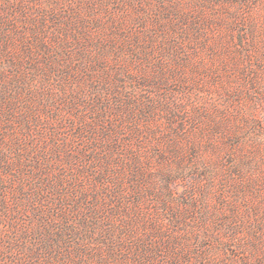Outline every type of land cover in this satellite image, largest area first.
<instances>
[{
  "label": "rangeland",
  "instance_id": "rangeland-1",
  "mask_svg": "<svg viewBox=\"0 0 264 264\" xmlns=\"http://www.w3.org/2000/svg\"><path fill=\"white\" fill-rule=\"evenodd\" d=\"M179 5L203 14L207 38L180 40L176 52L161 17ZM238 32L258 65L264 0H0V51L14 62L0 56V197L15 219L36 225L52 210L84 219L60 240L79 264H264V150L253 152L264 139V70L250 74L257 85L234 89L242 63L227 54ZM159 75L164 84L151 88ZM201 102L210 115L220 102L234 108L228 120L215 115L218 133L195 112ZM243 113L262 133L253 140ZM239 161L255 181L245 200L233 199L224 171Z\"/></svg>",
  "mask_w": 264,
  "mask_h": 264
},
{
  "label": "trees",
  "instance_id": "trees-1",
  "mask_svg": "<svg viewBox=\"0 0 264 264\" xmlns=\"http://www.w3.org/2000/svg\"><path fill=\"white\" fill-rule=\"evenodd\" d=\"M178 4L179 3H177V5ZM163 11L166 12L167 14L162 15L161 17L162 23L164 25L162 27L163 28L167 27L166 30L172 31V34L170 35L168 40L170 41V39L173 37L179 42V43H176V46H177L176 52L182 49V47H178L181 45L180 40L182 41L190 40L191 37H193L195 40H198L197 38L198 35H200L201 39L207 38L206 33H205L207 29L204 28V26L201 25L200 22H196L195 20L196 18L197 20H201L203 18V14H200L199 16H195V13L193 12H189L186 10L183 11V9L180 8V5L176 6V8L169 7V10H166V11L163 10ZM231 33H233L232 30H231ZM245 36H246L245 33L238 32L236 36H234L235 41H236L235 45H237L238 47L234 48L235 50L234 53L227 54V57L234 56L237 62L240 61L242 63L240 66V72H238L239 74L237 78V79H241V81L236 83L237 86L234 88L237 91L243 90V88L239 89V87H241V84H244V83L249 86H251V83L252 84L256 83L255 85H257L258 81L255 82V80L252 77H250V74L253 71L263 72L264 70V53H263L262 60L256 59V62H258L260 65L258 63H257L258 65H256L253 62H251V60L246 58L249 55V53H250L249 55L250 57L252 56L255 57V50L253 47V42H250V40L246 38ZM156 37L157 36H155V38ZM151 38L155 39L153 37ZM35 43L38 44L37 41H35ZM136 43H139V39H137ZM167 46H170V44H167ZM250 48L252 50H249ZM4 51L5 49H1L0 56H5L4 62L6 63L7 66L12 65L14 62L11 61L12 59L11 55H7L9 54L8 51L6 53ZM41 52H43L42 54H45V49H43ZM68 62L70 63V61ZM36 71L37 73H40V75H43L44 80L46 79V77L50 76L49 74L51 72V70H49V72H44L43 70L40 71L35 66H33L32 68L33 76L37 75ZM193 73L195 75H198V77H203V73H198L196 71H194ZM70 74L71 72H68V70H64V71L62 70L60 73H57L60 79L64 81V84L67 83L66 81L69 78ZM116 74H117V71L115 70V75ZM172 76L177 77V78L179 77L178 74H175ZM157 78H160V79L155 82H151L150 84L151 88L155 86L159 88L161 85L164 84L165 80L162 79L160 75ZM113 80H115L114 82L117 81L115 77ZM107 83H110V81H107ZM181 83H184V82H181ZM64 84L62 85L64 86ZM111 84L113 85V81ZM135 84L137 86L140 85V83H137V82H135ZM62 85H60V90H62V87H63ZM134 87L136 88V86ZM109 89H111V87L106 88V90H109ZM203 91L204 89L202 87H198V92H203ZM205 96H207V93H205ZM204 102L196 103L198 111H195V112L198 113V115L207 116L208 119L209 120L211 119V121L213 122L212 125L211 124L208 125V130L210 133L209 135H212L213 132L218 133L220 128L217 122L215 121L216 119L215 115L218 114L219 115L218 118L222 120H224L227 117V120H228V118H230L231 115H233L231 113H233L234 108H231V105L228 102H220L219 106L213 105V109L211 110V111H215V115H210L208 114L207 108L203 105ZM254 122L255 121L248 122L247 117L243 113V120L240 121L241 127L243 126V128L248 131L249 136L252 135V140L254 136H257L258 134H262L256 130L257 124L256 123L253 124ZM258 128L259 127H257V129ZM256 138H257V143H256V147L253 149V152H256L255 155H258L259 152H262V150H264V139H259V136ZM217 144H218V141H213V140H210L208 143V148L210 151H213L212 153L213 155L217 151V146H216ZM220 146L225 147L226 143L221 142ZM227 147L230 149H236L237 147H241L240 140L229 141L227 143ZM253 147L254 145L252 144V148ZM194 153H196L197 155L196 149L193 150V154ZM231 155L232 153L226 154L228 158ZM245 159H247L246 164L248 166V170L254 172L253 163L250 161L249 158H245ZM240 163L241 162L239 161L237 163L236 162L232 163L230 165L231 167L225 166L224 171L228 175V180L235 184V186L232 187V191H231V193L235 192L234 194H232L234 195L233 199H235L236 198L235 195H237V197L241 198V200L242 199L245 200L246 190H249L250 183L252 182L254 184L255 181L250 180L247 182L246 179L248 178H245V179L242 178L243 174L240 173L239 169H237ZM219 171L221 170L219 169ZM252 172L247 173V174L255 175ZM212 173L213 172L211 171V176H212ZM239 174H242V175H239ZM235 177H237V179L238 178H241V179L237 180ZM3 200L4 199L0 197V205H1L0 213L5 215V217L7 216V214H9V217H7L5 221L8 222V227L10 228L11 231H9L8 235L5 236L6 238H0V264H74V263L79 264L83 256L81 257V254L78 251L77 252L68 251L66 253L59 251L61 248H65L64 247L65 242H61L60 240H62L63 237L69 234L77 235L78 231L80 230V228L77 227V224L79 222H84L85 221L84 219L82 221H77L74 224H71L69 223V216H68L69 214H65V211L64 213L62 212V213L57 214V212L54 213V211L52 210L53 213H50V211H48L47 213L46 212L44 213V216L48 217V219L44 223L39 221V223H37L36 225L25 224V223L20 224L18 220L15 219L16 215L18 214V210L12 209L13 212L10 211V209H7L5 201L3 202ZM14 211H17V212H14ZM250 211L252 214L255 215V218H256L257 215L255 213V210L250 209ZM232 213L235 214L233 211ZM55 214H57L58 219L54 218L50 220L49 216H53ZM10 216H12V218ZM121 232L122 231L120 230V233ZM53 237L55 238L53 239ZM51 252H53L54 254H52Z\"/></svg>",
  "mask_w": 264,
  "mask_h": 264
}]
</instances>
